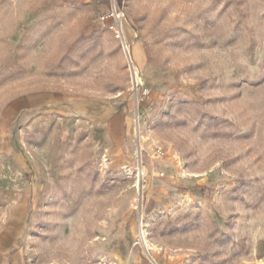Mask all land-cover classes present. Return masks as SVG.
I'll list each match as a JSON object with an SVG mask.
<instances>
[{
  "label": "rangeland",
  "instance_id": "rangeland-1",
  "mask_svg": "<svg viewBox=\"0 0 264 264\" xmlns=\"http://www.w3.org/2000/svg\"><path fill=\"white\" fill-rule=\"evenodd\" d=\"M0 264H264V0H0Z\"/></svg>",
  "mask_w": 264,
  "mask_h": 264
},
{
  "label": "built area",
  "instance_id": "built-area-1",
  "mask_svg": "<svg viewBox=\"0 0 264 264\" xmlns=\"http://www.w3.org/2000/svg\"><path fill=\"white\" fill-rule=\"evenodd\" d=\"M108 17H112L114 18L116 21L115 25L112 26L113 30H114V33H115V36L118 37V38H122V35H121V32H120V29L119 27L121 26L120 24V19L123 17V13L122 12H118L116 9H113L112 11L109 12L108 15H106L105 17H103V19L105 18H108ZM119 20V21H118ZM145 145V141L144 140H140L139 141V148H140V152L143 148V146ZM157 154H162L161 150L158 149L156 151Z\"/></svg>",
  "mask_w": 264,
  "mask_h": 264
},
{
  "label": "bare ground",
  "instance_id": "bare-ground-1",
  "mask_svg": "<svg viewBox=\"0 0 264 264\" xmlns=\"http://www.w3.org/2000/svg\"><path fill=\"white\" fill-rule=\"evenodd\" d=\"M121 30V29H120ZM140 232H141V235H142V238L144 239V236H143V231H142V229L140 230ZM144 246L146 247V250H147V245H146V243L144 242Z\"/></svg>",
  "mask_w": 264,
  "mask_h": 264
}]
</instances>
